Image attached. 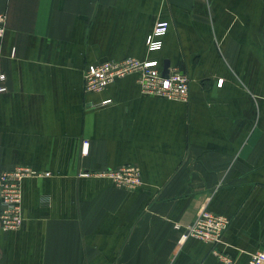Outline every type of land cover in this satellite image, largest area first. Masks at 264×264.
<instances>
[{"label": "crops", "instance_id": "crops-1", "mask_svg": "<svg viewBox=\"0 0 264 264\" xmlns=\"http://www.w3.org/2000/svg\"><path fill=\"white\" fill-rule=\"evenodd\" d=\"M0 10V170L50 172L23 179L21 225L0 224V264H224L220 253L247 264L264 249V0H0ZM161 19L170 26L150 52ZM126 57L188 74V100L142 92L135 73L85 90L89 64ZM124 164L140 168L136 188L102 173ZM204 207L230 219L222 241L180 242Z\"/></svg>", "mask_w": 264, "mask_h": 264}, {"label": "built area", "instance_id": "built-area-1", "mask_svg": "<svg viewBox=\"0 0 264 264\" xmlns=\"http://www.w3.org/2000/svg\"><path fill=\"white\" fill-rule=\"evenodd\" d=\"M7 17L6 10H0V40L7 29ZM169 26L170 22L166 19L156 22L146 39L150 52L162 48L163 36L167 33ZM2 55L0 47V59ZM132 73L137 74V80L144 93L164 96L171 100L187 101L189 98L190 76L174 66H168V72H165L164 65L162 66L156 58L126 57L120 60L109 59L91 63L84 72V88L86 91H101L115 78ZM7 90V73L0 66V93ZM89 148L90 141L83 140L82 153L88 154ZM102 173L111 177L117 185L127 188H136L142 183L141 170L135 164L108 168ZM83 174L88 175L89 172H83ZM39 175H50V172L37 170L27 164L0 170V224L3 230L17 228L21 225L22 181L27 176ZM229 223L230 219L227 216L204 207L198 212L193 224L183 230L180 242L194 236L216 245L222 241ZM180 227L176 224V228ZM220 256L224 264H233L229 256L222 253ZM247 264H264V249L252 253Z\"/></svg>", "mask_w": 264, "mask_h": 264}, {"label": "water", "instance_id": "water-1", "mask_svg": "<svg viewBox=\"0 0 264 264\" xmlns=\"http://www.w3.org/2000/svg\"><path fill=\"white\" fill-rule=\"evenodd\" d=\"M169 65H170V62L169 61H166L165 64H164L165 72H168V66Z\"/></svg>", "mask_w": 264, "mask_h": 264}]
</instances>
